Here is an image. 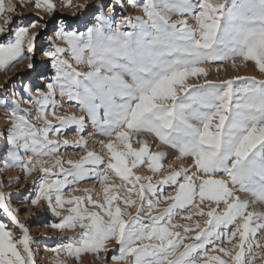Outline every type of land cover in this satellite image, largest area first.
I'll return each mask as SVG.
<instances>
[{"label": "snow or ice", "instance_id": "1", "mask_svg": "<svg viewBox=\"0 0 264 264\" xmlns=\"http://www.w3.org/2000/svg\"><path fill=\"white\" fill-rule=\"evenodd\" d=\"M130 3L143 15L103 16L86 31L62 26L55 32L44 52L54 70L51 80L42 76L43 88L23 87L36 93L30 96L35 113L14 102L6 117L7 135L0 133L8 145L4 167H19L25 176L42 173L30 204L43 202L59 217L46 226L61 234L81 230L48 249L56 264H65L62 254L77 262L83 254L106 261L112 242L118 248L111 264H257L264 260V210L257 208L264 205V79L238 75L216 82L205 65L250 64L264 76V0ZM63 5L89 8L73 0ZM34 7L49 16L57 12L53 0H35ZM18 14L12 0H0L5 73L24 61L28 69L36 67L39 33L31 29L46 27L39 23L43 17L27 25L14 22ZM58 97L75 102L84 115H59ZM86 118L106 138L97 141L102 153L88 150L81 135L62 144L86 155L63 159L61 140L50 134L73 125L82 133ZM147 136L176 150V159H187L189 166L164 175L172 168L164 163L168 152L153 151L141 138ZM141 166L152 176L137 175ZM88 180L99 182L102 200L77 187ZM66 190L84 195L68 198ZM0 211L7 217L0 220V264H36L29 227L2 184Z\"/></svg>", "mask_w": 264, "mask_h": 264}, {"label": "rangeland", "instance_id": "2", "mask_svg": "<svg viewBox=\"0 0 264 264\" xmlns=\"http://www.w3.org/2000/svg\"><path fill=\"white\" fill-rule=\"evenodd\" d=\"M57 4V12L49 16L42 9H37L34 7L35 0H24V6H20L19 0H12V3L17 4L18 15H13L12 19L14 22H21L24 25L31 23L32 21L39 20L40 17H43V20H40V24L46 25V27H40L39 24L35 29L31 31L38 32L37 37V50L34 56V64L36 67L33 69L27 68L28 61L17 64V66L8 72L0 71V133L7 135L6 129L10 125V120L6 117L9 114V110L15 106V103H19L21 108H27L29 111L35 113L36 107L30 102V96L35 97L36 93H26L23 92V87L26 85H31L33 89L38 87L43 88L45 85V80L42 79V76L47 77L50 81L53 75L54 70L51 69L48 62V58L44 55V52L49 48L50 40L56 39L55 32L60 28L64 27L66 30H78L86 31L87 27H91L93 23L97 22V19L103 16H114L117 20L122 15L137 17L142 16L143 11L139 7H133L130 0H73V4L86 3L88 9H76L75 7L67 8L63 5V0H53ZM137 4L143 2V0H136ZM103 5V7H100ZM112 7L113 12L109 13L108 8ZM90 9V10H89ZM77 13V15H73ZM174 20L179 19L178 17H173ZM189 23L193 22L189 19ZM8 27H13V25H8ZM5 36L8 33L4 34ZM4 39V36H0V41ZM239 65V61H237ZM207 67L209 76L208 79L219 82L221 79H232L236 76H256L258 79H264V76H261L258 71L252 67L250 64L247 67H232L230 62H215L213 64L205 65ZM219 68V71L217 69ZM202 82V81H200ZM190 83H197V81H190ZM58 102L62 105V108L57 110L59 115H75L80 117L84 113L80 108L75 104V102H70L67 99L59 100ZM7 103H4V101ZM15 102V103H14ZM49 119H52L49 116ZM42 123V121L40 122ZM58 121L53 120L54 125H58ZM81 135L85 140L89 141L88 150L96 151L98 154L102 153V149L97 141L101 139H106L98 134L97 129L93 125L90 119L85 120V125L83 132L77 131L75 125L64 129L62 133L57 136L55 134H50L52 139L61 140V148L59 155L67 160L73 159L78 160L82 156L86 155V151L73 145L64 146L62 144L63 139H68L69 141L75 142L81 138ZM142 139L146 138L151 145L153 151L164 150L168 152V157L164 161L165 164L171 163L172 168L166 169L164 175H167L170 171L178 170L181 167H188L189 161L178 160L176 157L178 153L174 149H168L164 146H160L158 141H156L152 136L141 137ZM134 148H139L140 145L133 143ZM8 145L3 138H0V184L3 185V190L6 194L10 195V203L13 210L18 212V217L22 223L29 227L32 240L34 242L33 251L36 259V264H56L54 259V253L48 251V249L58 247L60 242L67 239V237L75 236L81 231L77 229L73 231H65L61 234L58 230L48 227L51 223L59 222L60 218L55 217L44 206L43 202L40 207H34L30 204V199L35 196V181L42 175L40 172L33 173L32 176H25L23 170L19 167L14 168H5L6 163L5 157L7 152ZM54 158L51 163H54ZM67 168L68 166L65 165ZM137 175L143 176H152L150 170L146 167L141 166L140 168L134 170ZM162 177H155L156 180L161 179ZM116 184H119L120 181L117 178H113ZM78 188H88L92 190L93 198H99L102 200L103 191L99 185L98 181L88 180L86 182H81L77 185ZM68 198H71V195H84L83 191L71 193L69 190ZM123 194V189L121 190ZM242 198L246 197L245 193H238ZM134 198V197H133ZM166 205H161V210ZM258 210H264V205H258ZM156 214V213H154ZM200 219V223L203 224L204 218ZM0 220L7 221V217L2 214L0 211ZM176 223L183 224L184 221L177 220ZM179 230V229H178ZM259 235V234H258ZM223 247H230V245L224 244ZM109 251L106 255L108 260L102 261L97 259L93 254H83L81 260L77 262L74 258H68L61 255V258L65 260V264H111V256L115 254V249L118 248L114 242L109 244ZM215 255L216 253H211ZM104 253H101V256H104ZM257 264H264V260H257Z\"/></svg>", "mask_w": 264, "mask_h": 264}]
</instances>
